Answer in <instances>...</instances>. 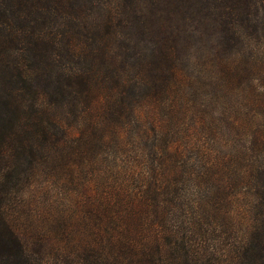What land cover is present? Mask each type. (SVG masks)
Returning a JSON list of instances; mask_svg holds the SVG:
<instances>
[{
    "label": "trees",
    "instance_id": "trees-1",
    "mask_svg": "<svg viewBox=\"0 0 264 264\" xmlns=\"http://www.w3.org/2000/svg\"><path fill=\"white\" fill-rule=\"evenodd\" d=\"M41 168L80 201L35 235L10 210ZM32 242L264 264V0H0V264Z\"/></svg>",
    "mask_w": 264,
    "mask_h": 264
},
{
    "label": "rangeland",
    "instance_id": "rangeland-1",
    "mask_svg": "<svg viewBox=\"0 0 264 264\" xmlns=\"http://www.w3.org/2000/svg\"><path fill=\"white\" fill-rule=\"evenodd\" d=\"M72 186L73 181L57 175L56 170L49 172L46 168H41L21 192L16 189L12 193L16 197L10 214L18 226L28 227L35 235L38 229L50 231V223L57 218L55 208L59 213L63 210L71 212L79 204L80 199L71 196ZM46 245L47 243L42 248L33 242L29 245V250L42 259V264H75L70 257L51 249L52 245Z\"/></svg>",
    "mask_w": 264,
    "mask_h": 264
}]
</instances>
